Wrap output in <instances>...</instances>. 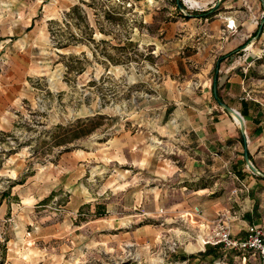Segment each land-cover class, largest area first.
<instances>
[{
    "label": "rangeland",
    "instance_id": "rangeland-1",
    "mask_svg": "<svg viewBox=\"0 0 264 264\" xmlns=\"http://www.w3.org/2000/svg\"><path fill=\"white\" fill-rule=\"evenodd\" d=\"M215 1L0 0L2 264H258L235 250L197 256L219 215L233 237L264 218V182L237 149H190L168 116L202 94L197 18ZM240 3L253 34L263 5L230 10ZM5 17L30 24L27 36ZM258 54L246 92L264 105ZM59 125L91 131L57 145Z\"/></svg>",
    "mask_w": 264,
    "mask_h": 264
},
{
    "label": "crops",
    "instance_id": "crops-1",
    "mask_svg": "<svg viewBox=\"0 0 264 264\" xmlns=\"http://www.w3.org/2000/svg\"><path fill=\"white\" fill-rule=\"evenodd\" d=\"M199 1H206V4L214 2V0ZM230 1L223 0L222 7L224 10H219L213 15L205 16V12L199 14L197 19L199 21L204 19L205 21L199 28L201 33L199 38L203 42L202 54L204 57L202 64L204 66L203 71H205L204 79L202 78L199 81L202 94L188 96L189 101L187 102H174L172 104L173 108H169L168 116L174 122L175 130L178 131L183 141H186V145L190 149L205 148L209 152L226 149L228 153H231L229 149H237L234 155L239 158H243L246 149L254 166L264 173V105L256 98L250 97L248 99L249 95L246 92L249 89L250 74L255 70V63H258L260 59L258 50L262 51L264 47L260 49L256 45L261 40H252L254 29L251 24V11L246 9L247 7L243 6V3H240V5L245 7L244 10H230L232 7L229 4ZM246 1L244 0V2ZM259 2L262 4L261 0ZM237 11L239 14H237ZM8 13L7 10H0V16H5ZM6 19L5 17L6 31L12 34L13 31L18 30L22 36H27L26 32H22L24 30L28 31L30 24L21 20L13 22V19H8V21ZM230 20H234L235 25L231 29L226 27V23ZM3 41L5 40H0V42ZM243 48L244 52L241 55H236V52ZM210 73L211 75L208 77ZM214 86L217 87L220 99L242 115L246 142L237 123L233 121L230 114L217 106ZM1 127L2 124L0 123V129ZM237 170L242 174L245 173L243 168ZM253 175L255 185L258 183L257 180L264 182V177L258 178V175ZM243 176L245 175L243 174ZM253 186H250L251 192L254 189ZM258 206L261 205L258 204L254 207L257 209ZM250 217L248 222L264 220V218L251 220L253 217ZM211 247L216 249L215 246ZM205 249L206 246L197 252L199 258L211 256L203 253ZM222 249H216V251L223 253V256L231 251L225 248ZM184 256V259L189 258L186 255ZM214 258L216 259V257ZM258 264L260 263L258 262Z\"/></svg>",
    "mask_w": 264,
    "mask_h": 264
},
{
    "label": "built area",
    "instance_id": "built-area-1",
    "mask_svg": "<svg viewBox=\"0 0 264 264\" xmlns=\"http://www.w3.org/2000/svg\"><path fill=\"white\" fill-rule=\"evenodd\" d=\"M226 27L234 28V21H228ZM193 210L195 214L200 211L197 206ZM226 218L225 214L219 215V218L214 221V233L202 237V246L211 244L222 245L225 249H236L238 254L242 255L243 260L246 259V254H249L257 258L260 264H264V220L248 222L242 236L233 237L228 224H226Z\"/></svg>",
    "mask_w": 264,
    "mask_h": 264
},
{
    "label": "trees",
    "instance_id": "trees-1",
    "mask_svg": "<svg viewBox=\"0 0 264 264\" xmlns=\"http://www.w3.org/2000/svg\"><path fill=\"white\" fill-rule=\"evenodd\" d=\"M175 3L177 5V7H178L177 1ZM178 3L181 5V2L180 1ZM217 8H219V5L218 6H215V8H213L211 11L205 12L204 15H206V16L212 15L216 11ZM256 32H257V28H256V30L254 31V33L252 35H255ZM261 32H262V30H261ZM215 99H216V101H217V99L221 100L220 97H219V95H218L217 87H216V97H215ZM58 128L64 130V132L60 135V137H62V138L59 141H57V145H66L67 143H70L71 141L79 138L81 135L86 134V133H89L91 131V130H88V132H85L83 134H73V132H72L73 130L68 129V127H63L62 125H59ZM249 159H250V157H249ZM236 173H237V175H239V177H243V174L239 170H237ZM257 177L258 178H262L260 176H257ZM2 193H3V195L5 194V192H2ZM210 245L211 244H209V245L207 244L206 245V249H205V251L203 253L205 255H211V257L221 258V256L219 255L221 253L218 252V251H216V249L217 250H221L223 247L221 245H211V246H215L216 249H214ZM0 247H1V249H4L2 247V244H0ZM229 250H235V251H237L236 249H229ZM4 252L5 251L3 250V252H2V254L0 256V264L3 263ZM180 257H182L183 259L185 258V256H180Z\"/></svg>",
    "mask_w": 264,
    "mask_h": 264
},
{
    "label": "water",
    "instance_id": "water-1",
    "mask_svg": "<svg viewBox=\"0 0 264 264\" xmlns=\"http://www.w3.org/2000/svg\"><path fill=\"white\" fill-rule=\"evenodd\" d=\"M177 4H178V8H182V6L178 3L180 0H176ZM222 0H216L214 5L218 6L221 3ZM261 3L263 5V11H264V0H261ZM264 13V12H263ZM264 25V18L261 20L258 28H257V32L254 35V38H257L260 33H261V29ZM214 96L216 97V87L214 86ZM217 103L219 104V106L225 110L227 113L230 114L231 117L235 116L237 118V125L239 127L240 133L242 134V136L245 139L246 142V136H245V125H244V119L242 117V115L235 109H233L232 107L228 106L224 101L217 99ZM243 158H244V162L246 164V166L248 167V169L255 175L264 177V173H262L257 167L254 166V164L251 162V160L248 157V153L246 151V149L244 150L243 153Z\"/></svg>",
    "mask_w": 264,
    "mask_h": 264
},
{
    "label": "bare ground",
    "instance_id": "bare-ground-1",
    "mask_svg": "<svg viewBox=\"0 0 264 264\" xmlns=\"http://www.w3.org/2000/svg\"><path fill=\"white\" fill-rule=\"evenodd\" d=\"M184 2L189 6V7H195V6H200V2L197 0H184ZM233 121L237 123V118L235 116L232 117Z\"/></svg>",
    "mask_w": 264,
    "mask_h": 264
}]
</instances>
